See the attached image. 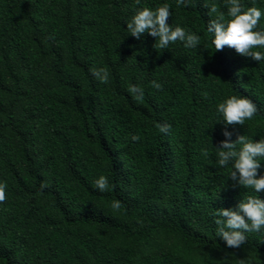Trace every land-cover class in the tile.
Returning <instances> with one entry per match:
<instances>
[{
    "label": "trees",
    "instance_id": "1",
    "mask_svg": "<svg viewBox=\"0 0 264 264\" xmlns=\"http://www.w3.org/2000/svg\"><path fill=\"white\" fill-rule=\"evenodd\" d=\"M243 2L264 8V0ZM163 3L169 24L201 36L197 48L176 41L159 49L157 37L128 31L138 9ZM229 7L228 0H0V181L7 184L0 264L264 259V231L231 248L216 222L221 208L235 210L249 195L264 199V190L230 175L231 160L218 163L222 141L264 139V61L227 45L215 50L207 32L221 13L231 19ZM100 67L107 82L92 73ZM230 95L251 99L258 112L243 125L226 123L217 106Z\"/></svg>",
    "mask_w": 264,
    "mask_h": 264
},
{
    "label": "clouds",
    "instance_id": "2",
    "mask_svg": "<svg viewBox=\"0 0 264 264\" xmlns=\"http://www.w3.org/2000/svg\"><path fill=\"white\" fill-rule=\"evenodd\" d=\"M183 3L184 0H179ZM228 16L226 20L223 13L207 24V32L212 35V44L216 49L225 45L233 47L238 53L251 56L257 61H264V28L258 27L261 18L264 17V8L247 7L243 0H228ZM139 3V0H137ZM215 10V9H213ZM172 15L170 5L163 3L153 9L143 7L136 11L127 24L128 31L139 38L144 33L157 37L156 48H168L172 42L181 41L186 48H197L201 42V36L196 32H190L185 27L176 25L173 27L167 22ZM93 75L102 82L109 80V72L106 68H94ZM155 88L162 85L152 81ZM130 91L138 98L144 96V89L139 84H133ZM217 110L222 114L226 123L245 124L258 112L256 104L249 98L240 95H230L220 102ZM161 131L167 132L170 125L162 124ZM225 135H229L225 133ZM138 137H133L137 139ZM240 145L238 148L237 145ZM218 152L219 165H226L231 160L234 170L230 175H239V183L256 193L264 190V175L258 176V169L264 161V139L254 142L247 136H240L236 142L228 140L221 142ZM205 153L207 150H204ZM100 189L108 187L106 177H100L96 181ZM6 182L0 181V201L6 199ZM119 206V202L116 203ZM217 224L220 225L219 234L225 244L231 248H239L246 240L248 232L264 231V199L258 195H249L243 199L235 210L219 209L217 211ZM226 217L227 219H223Z\"/></svg>",
    "mask_w": 264,
    "mask_h": 264
},
{
    "label": "rangeland",
    "instance_id": "3",
    "mask_svg": "<svg viewBox=\"0 0 264 264\" xmlns=\"http://www.w3.org/2000/svg\"><path fill=\"white\" fill-rule=\"evenodd\" d=\"M229 257H231V256H229ZM247 259H249L250 260V262L252 263V264H264V259H262V258H259V257H257V256H245ZM227 257H223V258H221L220 259V261H222V260H224V259H226ZM195 260H201L199 257H197V256H195V258H194Z\"/></svg>",
    "mask_w": 264,
    "mask_h": 264
}]
</instances>
